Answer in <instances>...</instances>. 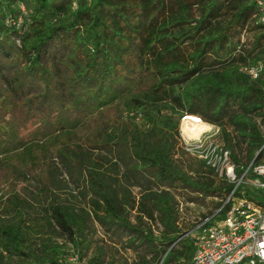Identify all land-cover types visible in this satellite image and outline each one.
<instances>
[{
    "label": "trees",
    "instance_id": "trees-1",
    "mask_svg": "<svg viewBox=\"0 0 264 264\" xmlns=\"http://www.w3.org/2000/svg\"><path fill=\"white\" fill-rule=\"evenodd\" d=\"M259 12L254 0H0V264H70L54 237L83 256L99 229L134 264L190 261L179 198L216 209L234 185L183 148L181 119L219 127L236 164L264 163ZM259 64L256 79L242 71Z\"/></svg>",
    "mask_w": 264,
    "mask_h": 264
},
{
    "label": "built area",
    "instance_id": "built-area-1",
    "mask_svg": "<svg viewBox=\"0 0 264 264\" xmlns=\"http://www.w3.org/2000/svg\"><path fill=\"white\" fill-rule=\"evenodd\" d=\"M254 2L260 11L258 22L264 23V0ZM262 69L261 64L242 67L254 79ZM189 117L201 128L188 134L183 125L180 136L185 150L234 186L220 207L208 217L199 218L187 233L196 252L184 264H264V163L255 164V157L251 162L236 164L231 152L214 140L219 127L195 115H184L183 123Z\"/></svg>",
    "mask_w": 264,
    "mask_h": 264
},
{
    "label": "rangeland",
    "instance_id": "rangeland-1",
    "mask_svg": "<svg viewBox=\"0 0 264 264\" xmlns=\"http://www.w3.org/2000/svg\"><path fill=\"white\" fill-rule=\"evenodd\" d=\"M77 4L75 3V6ZM20 9L27 13V8L20 4L18 5ZM196 117H200L199 115H195ZM187 118V117H186ZM183 123L181 119L180 123V133L182 132L183 125L187 124V120ZM183 124V125H182ZM214 140L223 145V140L220 138L219 132L215 134ZM182 146L184 148V144L182 142ZM246 160V159H244ZM247 161H245L246 163ZM134 193L139 195V189L134 188ZM83 203V200L80 199ZM180 200V225L183 229L189 231V229H193L195 226V222L199 219L204 217V215H211L215 210L214 206L212 205V201L215 200L214 197L207 196L204 199H200L197 202H186L183 198H179ZM212 212V213H211ZM4 216V215H3ZM133 222H135V212L132 216ZM146 221V220H145ZM57 244L61 247V251L64 253V259H68V263L70 264H95V257L100 249L105 250L107 255L105 256L104 260L106 262H114V264H134L138 260L137 253L129 247L124 246V243L120 241L117 236L111 235L108 236L102 229H99L96 232H93L90 236V248L83 249L81 256V252L79 249L73 245L72 242L67 241L66 238L54 237ZM78 259L77 262L73 261L72 259ZM71 259V260H70Z\"/></svg>",
    "mask_w": 264,
    "mask_h": 264
},
{
    "label": "bare ground",
    "instance_id": "bare-ground-1",
    "mask_svg": "<svg viewBox=\"0 0 264 264\" xmlns=\"http://www.w3.org/2000/svg\"><path fill=\"white\" fill-rule=\"evenodd\" d=\"M187 124L184 125V130L189 134L191 133H198L199 129L201 128L200 125L194 124V120L192 117L188 118ZM183 125V124H182ZM195 129V130H193ZM182 130V129H181Z\"/></svg>",
    "mask_w": 264,
    "mask_h": 264
},
{
    "label": "water",
    "instance_id": "water-1",
    "mask_svg": "<svg viewBox=\"0 0 264 264\" xmlns=\"http://www.w3.org/2000/svg\"><path fill=\"white\" fill-rule=\"evenodd\" d=\"M258 156V155H257ZM257 158V157H256Z\"/></svg>",
    "mask_w": 264,
    "mask_h": 264
}]
</instances>
